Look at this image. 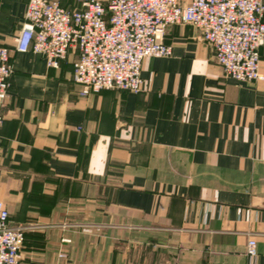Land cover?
<instances>
[{"label": "crops", "instance_id": "crops-1", "mask_svg": "<svg viewBox=\"0 0 264 264\" xmlns=\"http://www.w3.org/2000/svg\"><path fill=\"white\" fill-rule=\"evenodd\" d=\"M28 1L0 0V199L25 229L23 262L264 264V81L226 76L200 30L176 24L139 93L81 95L76 51L50 68L14 49Z\"/></svg>", "mask_w": 264, "mask_h": 264}, {"label": "built area", "instance_id": "built-area-1", "mask_svg": "<svg viewBox=\"0 0 264 264\" xmlns=\"http://www.w3.org/2000/svg\"><path fill=\"white\" fill-rule=\"evenodd\" d=\"M78 1L69 9L63 0H29L14 49L44 56L50 68H59L69 52L76 51L73 80L81 86V95L109 88L139 93L144 60L172 53L165 33L176 24L200 30L226 76L237 83L264 81L263 0ZM10 52L0 45V128L13 74ZM9 219L10 211L0 199V264H25V229ZM257 252V240L249 238L247 254Z\"/></svg>", "mask_w": 264, "mask_h": 264}, {"label": "trees", "instance_id": "trees-1", "mask_svg": "<svg viewBox=\"0 0 264 264\" xmlns=\"http://www.w3.org/2000/svg\"><path fill=\"white\" fill-rule=\"evenodd\" d=\"M25 242H26V233H25ZM25 244V243H24Z\"/></svg>", "mask_w": 264, "mask_h": 264}]
</instances>
